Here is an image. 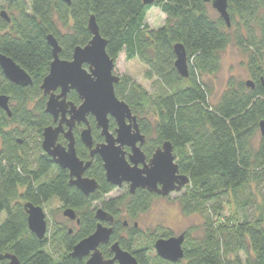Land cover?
Returning <instances> with one entry per match:
<instances>
[{
    "label": "trees",
    "instance_id": "1",
    "mask_svg": "<svg viewBox=\"0 0 264 264\" xmlns=\"http://www.w3.org/2000/svg\"><path fill=\"white\" fill-rule=\"evenodd\" d=\"M204 0H0L11 12L10 21L0 17V54L10 57L31 77L32 84L19 86L5 78L0 69V94L9 96L10 115L0 108V253L14 254L20 264H84L70 255L73 246L93 232L96 225L92 202L114 189L107 182L98 157L88 175L98 190L85 196L69 184L67 170L56 168L41 148L42 130L53 124L45 112L46 95L40 84L52 60L46 36L52 34L61 47L59 57L71 59L76 46L91 39L87 29L93 15L106 53L114 61L138 58L147 67L144 77L154 79L148 93L136 81L121 76L115 95L137 116L139 129L147 137L143 150L150 156L164 141L175 151L179 173L189 182L177 197L185 215L203 214V233L185 239L183 259L170 262L151 254L153 243L168 238L162 229L151 237L133 224L124 226L120 216L134 219L150 207L157 195L145 190H127L102 202L115 215L112 239L131 252L139 264H264V0H228L230 26L213 17ZM158 7L164 24L149 28L146 13ZM184 46L188 76L174 67L173 46ZM236 45L248 58L251 85L230 77L226 88L213 100L206 78L220 67V53ZM67 100L79 103L76 92ZM94 142L102 141L99 129L89 118ZM115 122L109 120V130ZM73 132L76 152L88 155ZM260 133L257 135V133ZM260 197V201L257 197ZM51 199L71 207L80 219L76 232L55 225L39 239L27 227L25 202L42 205ZM233 201L240 217L220 220L224 205ZM249 206L253 207L251 214ZM216 218V220H213ZM60 247V248H59ZM103 254L109 256L107 247ZM151 254V255H150ZM8 264V260L0 261Z\"/></svg>",
    "mask_w": 264,
    "mask_h": 264
},
{
    "label": "water",
    "instance_id": "2",
    "mask_svg": "<svg viewBox=\"0 0 264 264\" xmlns=\"http://www.w3.org/2000/svg\"><path fill=\"white\" fill-rule=\"evenodd\" d=\"M69 4V0H63ZM156 0H143L145 4H152ZM209 2L218 15L230 26V17L227 10L228 0H204ZM0 17L7 22L9 16L3 10ZM87 29L91 33V39L84 46H76L73 49L71 59L59 57L61 47L52 34L46 36L51 47L52 60L49 64L48 73L43 77L40 89L43 95L47 96L45 112L50 114L54 120L60 115L59 123L56 126H47L42 132L41 148L61 168H67L70 180L82 193L88 195L97 188L94 179L82 177L83 171L90 165L91 161L85 164L81 161L75 151L72 128L75 122H84L87 127L82 130L80 136L82 142L91 148V157L94 154L100 156L105 171V177L113 185H120L122 181L130 183V191L136 188H145L150 192L166 196L172 191H180L189 182L185 174L179 173L178 164L173 154V146L169 141H164L153 152L145 162V155L141 151V145L145 137L139 130L137 117L132 113L129 105L119 99L114 92V85L120 80V76L114 73L115 61L106 53V39L99 32L93 15H90L87 22ZM174 67L181 77L188 76V64L184 46L175 43ZM0 69L11 83L19 86L32 84L30 75L10 57L0 54ZM251 85V81H246ZM58 90V92H56ZM75 91L80 99L79 104L67 100L69 91ZM0 108L10 115L9 96L0 94ZM68 114V118H67ZM87 115H92L97 128H100L104 137L102 143L93 146L91 131L87 123ZM109 117L115 120L114 133L109 131ZM62 122H65L68 129L64 130ZM261 133H264V122H261ZM59 133H63L68 140L64 147L56 143ZM138 143V145H137ZM123 146H129L131 151L128 160L125 158ZM141 164V167L138 166ZM24 210L27 215V227L39 239L46 233L45 213L41 206L26 202ZM63 215L74 219L75 213L67 208ZM96 218L100 220L95 230L89 236L76 243L70 255L82 258L90 256L85 264H138L131 253L122 250L117 243L111 245L113 258L104 259L97 248L99 244L109 240L112 228L102 225L101 221L112 222V216L97 209ZM184 234L168 238H158L154 242L156 254L162 259L176 262L183 258ZM8 260V264H20L18 258L11 253H0V261Z\"/></svg>",
    "mask_w": 264,
    "mask_h": 264
},
{
    "label": "rangeland",
    "instance_id": "3",
    "mask_svg": "<svg viewBox=\"0 0 264 264\" xmlns=\"http://www.w3.org/2000/svg\"><path fill=\"white\" fill-rule=\"evenodd\" d=\"M208 12L211 16H219L210 3L207 4ZM8 16L11 12L7 7L1 8ZM165 15L158 7H151L146 13V22L151 29H157L164 24ZM247 55L234 44H229L220 53V67L213 75L208 76L206 81L208 86L213 92V100L226 88L227 81L230 77L235 80L250 81V76L247 70ZM147 67L138 58L126 60L124 52H121L115 59L114 73L119 76H128L132 80L141 85L148 93H152L154 87L152 81L154 79H147L144 77V72ZM260 131L257 133V135ZM175 156V151L173 150ZM126 187H115L113 190L104 194L100 199L92 202L93 207L101 206L102 202L108 201L117 196H122L126 193ZM184 191H172L167 196H157L153 199L150 207L145 212L139 213L134 219L127 217L126 213H122L121 220L126 219L129 225L134 222L137 223L141 232L151 237L152 234H159L160 230H170L173 236H178L185 232V237L195 239L201 237L203 233V222L205 215L203 214H189L185 215L181 212L177 197ZM260 197L257 200L260 201ZM43 211L46 215L47 230L45 235H48L55 225H64L66 228L75 229L73 222L65 219L62 215L61 203L57 199H51L47 203L42 204ZM253 207L249 206V213L251 214ZM6 213H0V223L5 218ZM240 217V211L233 201L226 203L221 212L220 220L226 221L228 217ZM216 220V218H213ZM185 244V240H184ZM183 244V245H184ZM60 248V247H59ZM152 256L155 255L154 250L151 252ZM150 254V255H151ZM183 259V258H182ZM182 264V263H181Z\"/></svg>",
    "mask_w": 264,
    "mask_h": 264
},
{
    "label": "flooded vegetation",
    "instance_id": "4",
    "mask_svg": "<svg viewBox=\"0 0 264 264\" xmlns=\"http://www.w3.org/2000/svg\"><path fill=\"white\" fill-rule=\"evenodd\" d=\"M8 15V14H7ZM120 78H121V76H120ZM73 91V90H72ZM56 92H58V90L56 91ZM75 92V91H74ZM47 97V96H46ZM66 98H67V96H66ZM79 98V97H78ZM74 103V102H73ZM79 103H80V99H79ZM78 103V104H79ZM137 117V116H136ZM53 118V117H52ZM60 115L58 116V118L56 119V120H54V118H53V124H51V125H48V126H56L58 123H59V120H60ZM67 118H68V114H67ZM89 118H92V120L95 122V120H94V118H93V116L92 115H87V123H88V125H89V128H90V131L92 130V127H91V124H90V121H89ZM110 119H113L112 117H109V120ZM114 120V119H113ZM114 122H115V120H114ZM138 122V121H137ZM62 126H63V129L64 130H67L68 129V127H67V125H66V123L65 122H62ZM78 126H81V128L80 129H78V138H79V140L81 141V143L83 144V146L87 149V152H88V155H87V157L86 158H81V157H79L78 155H77V152H76V155H77V157L81 160V161H83V163L85 164L87 161H91V163H90V165L83 171V174H82V177H87V178H91V179H94L96 182H97V180L94 178V177H91L90 175H88V170L92 167V165H93V162H94V158L95 157H98L100 160H101V158H100V156H98L97 154H94L92 157H91V155H90V150H91V148H89L88 146H86L83 142H82V140H81V136H80V134H81V132H82V130L83 129H85L86 127H87V125H86V123H84V122H80V123H78V122H75V125L73 126V128H72V134H73V138H74V146H75V144H76V139H75V134H74V132H73V129L75 128V127H78ZM47 127V126H46ZM95 127L97 128V126H96V122H95ZM115 127H116V123H115ZM115 127H114V130H115ZM97 129H99V131H100V128H97ZM114 130L113 131H111V130H109L110 132H112V133H114ZM140 130V129H139ZM42 132H43V130H42ZM140 132H141V130H140ZM142 133V132H141ZM143 135H144V137H145V140H144V143L141 145V151L143 152V154L145 155V162H147L148 161V159L151 157V155L153 154V152L156 150V148L157 147H159V146H157L154 150H153V152L151 153V155L150 156H147L146 155V153L144 152V150H143V146L145 145V143L147 142V137L145 136V134L144 133H142ZM100 135H101V131H100ZM91 136H92V131H91ZM101 137H102V141H100V142H94V140H93V136H92V140H93V146H92V148L95 146V144H97V143H102L103 141H104V137L101 135ZM41 141H42V139H41ZM56 143H59V144H61L62 146H64V147H66L67 146V143H68V140L65 138V136H64V134L63 133H59V135H58V137H57V140H56ZM137 145H138V143H137ZM75 151H76V147H75ZM123 151L125 152V158L128 160V156H129V153H130V151H131V149H130V147L129 146H123ZM44 152V151H43ZM45 153V152H44ZM46 154V153H45ZM49 156V155H48ZM51 159H52V157L51 156H49ZM52 161H53V159H52ZM53 163L55 164V166H56V168H60V169H62V170H67V172H68V177H69V184L70 185H72L71 183H70V180L73 178H75V177H72L71 178V176H70V171H69V169H67V168H61L58 164H56L54 161H53ZM101 164H102V160H101ZM138 166L139 167H141V164H138ZM102 167H103V165H102ZM103 170H104V168H103ZM104 173H105V171H104ZM106 178V177H105ZM108 182V181H107ZM110 183V182H109ZM111 184V183H110ZM111 185H113V184H111ZM72 186H74V187H76L75 185H72ZM98 182H97V188L93 191V192H91V193H89L88 195H85L84 193V195L85 196H89L90 194H92V193H94L95 191H97L98 190ZM114 186V188L115 187H118V188H120V187H122V186H125L126 187V189H127V191L130 193V194H134L135 193V191L136 190H145V191H147L148 193H151V194H154V195H157V196H162V195H159V194H157V193H155V192H150V191H148L147 189H145V188H136L133 192H131L130 191V183L129 182H126V181H122L121 182V184L120 185H113ZM184 187V186H183ZM182 187V188H183ZM77 188V187H76ZM78 189V188H77ZM79 190V189H78ZM80 191V190H79ZM81 192V191H80ZM82 193V192H81ZM168 195V194H167ZM166 195V196H167ZM26 203V202H25ZM24 203V204H25ZM61 203V202H60ZM23 204V205H24ZM44 204V203H43ZM35 205V204H34ZM39 206H41V208H42V205H39ZM67 208H70V209H72L73 211H74V209L73 208H71V207H63L62 208V215H63V211L65 210V209H67ZM102 209L104 212H106L107 214H109V215H111L112 216V222H109V221H101V223H102V225L103 226H105V227H108V228H112V233L110 234V237H109V240L106 242V243H101V244H99L98 245V249H99V251L101 252V254L103 255V258L104 259H111V258H113V256H114V253L111 251V245H113L114 243H117L118 245H119V247L122 249V250H124V251H127V250H125V249H123L121 246H120V244H119V242H118V240H115V239H112V234H113V232H114V229H115V224H116V222H117V220H119L115 215H113V214H111L110 212H108V211H106L105 209H103L102 208V205L101 206H95V207H93L92 209H93V211H94V216H95V214H96V211H97V209ZM23 209H24V207H23ZM43 209V208H42ZM25 211V210H24ZM45 213V212H44ZM74 213H75V211H74ZM64 216V215H63ZM45 218H46V215H45ZM64 218L65 219H68L69 221H71V222H73V224H74V226H75V229H72V228H68L69 229V233H74V232H76V230H77V228L79 227V225H80V219H79V217L77 216V214L75 213V218L74 219H70V218H68V217H66V216H64ZM95 219H96V225H97V223H99L100 222V220H98L97 218H96V216H95ZM46 220V219H45ZM121 221H123V224H124V226H129V222L126 220V219H124V220H121ZM96 225H95V227H96ZM133 226L134 227H138L139 228V226L137 225V223L136 222H134L133 223ZM46 230H47V222H46ZM95 230V229H94ZM93 230V231H94ZM93 233V232H92ZM182 234V233H181ZM184 234V240L186 239V237H185V232L183 233ZM90 235V234H89ZM88 235V236H89ZM171 236H173V235H170L169 237H171ZM87 237V236H86ZM85 238V237H84ZM159 238H163V237H159ZM83 239V238H82ZM81 239V240H82ZM158 239V238H157ZM156 239V240H157ZM80 241V240H79ZM78 241V242H79ZM77 242V243H78ZM155 242V241H154ZM183 244H184V241H183ZM183 244H182V247H183ZM107 247V249H108V251L110 252V255L109 256H105L104 254H103V251H102V247ZM153 248H154V243H153ZM183 251H184V249H183ZM127 252H129V251H127ZM154 252H155V255L156 256H158L157 254H156V251H155V248H154ZM129 253H131V252H129ZM90 254H91V252L88 254V255H85V256H83L82 258H77V259H81V260H83L84 261V264L86 263V261L88 260V258H89V256H90ZM132 254V253H131ZM132 256L133 257H135L133 254H132ZM160 257V256H159ZM74 258H76V257H74ZM161 258V257H160ZM136 259V258H135ZM182 259V258H181ZM180 259V260H181ZM136 261H137V259H136ZM137 263H138V261H137ZM113 264H118V262L117 261H114L113 262ZM139 264V263H138Z\"/></svg>",
    "mask_w": 264,
    "mask_h": 264
}]
</instances>
